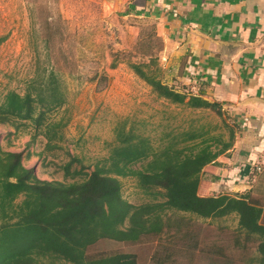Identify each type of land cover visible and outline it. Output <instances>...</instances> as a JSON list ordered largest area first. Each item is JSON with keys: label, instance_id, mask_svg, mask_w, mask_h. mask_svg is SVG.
Returning <instances> with one entry per match:
<instances>
[{"label": "rangeland", "instance_id": "obj_1", "mask_svg": "<svg viewBox=\"0 0 264 264\" xmlns=\"http://www.w3.org/2000/svg\"><path fill=\"white\" fill-rule=\"evenodd\" d=\"M129 25L125 14L106 0H0V104L10 91L32 99L31 117L10 114L0 120V145L19 152L36 177L82 180L108 155L120 131L145 137L154 148L174 141L192 151L205 138L226 131L211 109L157 97L131 65L148 62L146 69L167 83L170 72L160 56L163 42L151 21L140 24L136 39ZM54 86L57 101L51 97ZM54 122H60L56 129L62 137L48 145L43 131ZM189 133L199 135L185 141ZM145 162L132 167L141 168ZM255 176L259 183L257 178L249 194L262 198L264 175ZM118 178L122 197L130 203L165 199L160 189L139 187L134 175ZM262 208L264 223V203ZM157 210L159 232L136 242L100 239L88 252L130 253L136 264H259V239L239 228L235 213L200 217ZM127 225L128 219L122 226ZM43 259L52 264V259ZM53 264L73 263L55 259Z\"/></svg>", "mask_w": 264, "mask_h": 264}, {"label": "trees", "instance_id": "obj_2", "mask_svg": "<svg viewBox=\"0 0 264 264\" xmlns=\"http://www.w3.org/2000/svg\"><path fill=\"white\" fill-rule=\"evenodd\" d=\"M131 66L158 98L211 109L221 117L226 131L205 138L196 151L174 141L154 148L147 138L120 131L108 155L82 180L71 182L36 177L32 168L23 165L19 152L0 145V264H44L43 258L52 259V264L55 259L73 264H136L130 253H89L88 248L104 238L136 242L151 231L159 232L162 221L157 209L200 217L235 213L239 228L258 237L259 264H264V223L260 221L264 196L198 192L203 166L232 145L237 125L227 121L229 116L220 102L175 89L146 69L148 62ZM52 91L51 97L57 101L55 86ZM31 101L29 95L8 92L0 104V120L10 114L31 117ZM58 125L60 122L46 124L43 134L48 145L62 137ZM198 135L189 133L184 140ZM140 160H146L145 164L133 168ZM70 165H65L67 172ZM125 175H134L143 189H160L165 199L141 205L128 202L122 197L118 178ZM126 219L128 225L123 227Z\"/></svg>", "mask_w": 264, "mask_h": 264}, {"label": "crops", "instance_id": "obj_3", "mask_svg": "<svg viewBox=\"0 0 264 264\" xmlns=\"http://www.w3.org/2000/svg\"><path fill=\"white\" fill-rule=\"evenodd\" d=\"M106 1L135 39L154 23L168 85L220 102L237 125L232 145L203 166L199 194L252 192L264 175V0Z\"/></svg>", "mask_w": 264, "mask_h": 264}, {"label": "built area", "instance_id": "obj_4", "mask_svg": "<svg viewBox=\"0 0 264 264\" xmlns=\"http://www.w3.org/2000/svg\"><path fill=\"white\" fill-rule=\"evenodd\" d=\"M257 169H259V167H257Z\"/></svg>", "mask_w": 264, "mask_h": 264}]
</instances>
